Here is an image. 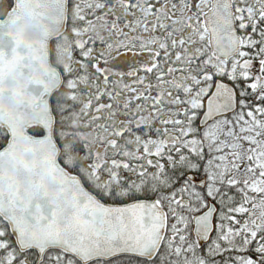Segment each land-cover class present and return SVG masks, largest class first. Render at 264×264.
<instances>
[{"label":"snow or ice","instance_id":"6c2138e0","mask_svg":"<svg viewBox=\"0 0 264 264\" xmlns=\"http://www.w3.org/2000/svg\"><path fill=\"white\" fill-rule=\"evenodd\" d=\"M0 264H264V0H0Z\"/></svg>","mask_w":264,"mask_h":264},{"label":"water","instance_id":"95a60500","mask_svg":"<svg viewBox=\"0 0 264 264\" xmlns=\"http://www.w3.org/2000/svg\"><path fill=\"white\" fill-rule=\"evenodd\" d=\"M23 23L25 24V26L29 32H34L36 30L35 26L33 24H31L29 21H27L26 19L23 21Z\"/></svg>","mask_w":264,"mask_h":264}]
</instances>
